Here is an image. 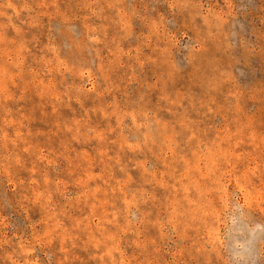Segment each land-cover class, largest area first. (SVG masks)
<instances>
[{
  "label": "rangeland",
  "instance_id": "374dc122",
  "mask_svg": "<svg viewBox=\"0 0 264 264\" xmlns=\"http://www.w3.org/2000/svg\"><path fill=\"white\" fill-rule=\"evenodd\" d=\"M0 264H264V0H0Z\"/></svg>",
  "mask_w": 264,
  "mask_h": 264
}]
</instances>
